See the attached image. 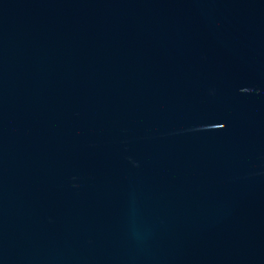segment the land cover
Listing matches in <instances>:
<instances>
[{"label": "water", "instance_id": "1", "mask_svg": "<svg viewBox=\"0 0 264 264\" xmlns=\"http://www.w3.org/2000/svg\"><path fill=\"white\" fill-rule=\"evenodd\" d=\"M0 264H264V0H0Z\"/></svg>", "mask_w": 264, "mask_h": 264}]
</instances>
